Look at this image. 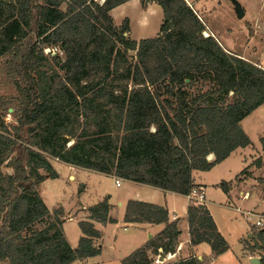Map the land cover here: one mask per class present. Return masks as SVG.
Listing matches in <instances>:
<instances>
[{"label":"trees","instance_id":"trees-1","mask_svg":"<svg viewBox=\"0 0 264 264\" xmlns=\"http://www.w3.org/2000/svg\"><path fill=\"white\" fill-rule=\"evenodd\" d=\"M129 1L0 0V71L17 92L0 103L17 123L6 124L0 113V264H72L101 255L93 223L80 222L76 249L62 221L46 223L41 187L58 178L53 160L188 196L194 171L209 172L252 145L242 121L264 104V69L204 37L206 25L186 0H140L143 8H162L160 35L127 38L129 20L117 28L111 11ZM54 48L62 55L45 53ZM200 79L216 89L186 90ZM261 143L264 150V137ZM229 186L219 185L226 194ZM109 211L105 200L92 218L116 223ZM124 219L165 228L123 264H152L150 252L176 254L181 231L166 208L129 201ZM187 220L191 246L207 244L212 255L170 264H210L230 250L206 206L191 203ZM251 236L242 244L264 264V229Z\"/></svg>","mask_w":264,"mask_h":264},{"label":"rangeland","instance_id":"rangeland-1","mask_svg":"<svg viewBox=\"0 0 264 264\" xmlns=\"http://www.w3.org/2000/svg\"><path fill=\"white\" fill-rule=\"evenodd\" d=\"M238 1L245 8L250 6L256 11L261 9V6L259 5L260 0ZM191 6L196 11L199 19L206 25V32H208L210 36H214L218 41H221L220 44L224 49L227 47L235 53L243 54L244 58L259 62L261 61L264 64L263 33H258L257 36H254V39L252 38L249 40V33L252 30L246 24L248 18H238L235 6L231 0H198L197 6ZM125 16L132 17L133 19L131 24L132 33L131 36L127 33V38L137 41L140 38L149 39L160 35V28L163 24L164 14L162 8L157 4L154 5L152 11L150 10L146 13L132 11L130 9H124L122 12L116 13V22L113 21L117 28L123 27ZM144 16L148 22L145 29L140 26V17L143 18ZM253 34L254 33H252V36ZM135 54V52L129 53V55ZM60 55L62 54L60 53ZM4 80L5 74L0 71V103L2 102L1 99L11 100L17 95L13 85L10 83L9 86H6ZM215 89L216 86H214L213 83L205 82L202 79H200L193 88H186V90L191 91L195 95ZM232 100L233 97L232 94H230L228 96V102L231 103ZM0 113L2 115L4 114V121L6 124H17L16 119L11 115L12 112L10 110L6 112L0 106ZM245 129L249 131V137L254 143V148H248V150H246L247 152L252 153L253 158L256 159L253 162L255 165L254 171L249 172L248 167L237 175L235 182L232 184V191L230 192L228 199L223 197L224 195L221 194L222 192H220V190L211 192L210 200L215 203V205H212V208L220 224L221 231L230 245V250L215 264H247L248 259L242 242L247 241V243H251L250 235L255 234L259 229L254 227L257 218L251 216L248 220L245 213L252 211L253 213L264 215V161L263 156L259 157L264 153L263 145L260 142L263 131L262 127L257 126L254 122L250 121L246 123ZM255 147L259 150H256ZM234 157L218 170L219 173H223L220 176L226 181L233 178V175L242 168L240 167L242 161ZM259 160L260 166L256 164V161ZM53 167L58 174V178L56 180L48 179L49 181L47 180V182L42 185L41 196L50 211L46 223L51 224L53 221L59 219L62 221L63 226V223L65 222L64 218L69 216L65 212L63 213L62 205H68L70 202H74L75 196L78 195L79 197L81 192H85L86 185L83 177H78L74 173L69 174V169L65 167L61 161L53 160ZM5 172L10 171L6 169ZM71 176L72 178H70ZM103 185L108 187L110 192L117 193L118 191H123L126 184L123 183L121 189H116L113 183H103ZM89 187L90 189L84 197L85 201H88L89 198L95 194V190L98 189L96 183L93 181L89 182ZM245 194H249L250 198L245 200L243 198V195ZM51 206L52 208H49ZM237 209H240L241 212ZM74 225L75 224L72 223L70 224L72 231L76 230ZM115 234V232H111L104 237L102 242L104 250L102 251L101 256L94 261V264H123V260L134 252L119 251L127 250L130 246L134 245V243L129 240L130 236L125 237L127 233L123 232L120 236L118 233L117 235ZM70 238L71 240H74L72 235H70ZM204 247H208V245L204 244ZM114 248L115 250L117 249V251H113ZM258 254L259 253H257V255ZM150 257L153 261L152 264H166L168 258V256L158 257L155 254H151V252ZM207 259L208 258H205V261H207Z\"/></svg>","mask_w":264,"mask_h":264},{"label":"crops","instance_id":"crops-1","mask_svg":"<svg viewBox=\"0 0 264 264\" xmlns=\"http://www.w3.org/2000/svg\"><path fill=\"white\" fill-rule=\"evenodd\" d=\"M186 1L190 6L191 5L197 6V3H198V0H186ZM154 5L156 4L149 3L147 7L143 8L140 0H131L113 9L111 11V16L113 20L116 22L115 14L118 12H122L124 9L125 10L130 9L132 11L134 10V11H140V12L146 13L147 11H150V10L152 11ZM259 5L261 6V9H259L258 11H256L255 9L253 10L250 6H248V8H245L242 5L245 11V17L243 19L248 18V21L246 22V24L252 30L249 33V36H250L249 40H251L252 38L254 39V36H257L258 33H263L262 35L264 39V0H260ZM125 19L129 20L130 31L128 33L131 36V33H132L131 24H132L133 19L132 17H129V16H125L124 20ZM140 19H141L140 26L141 28L145 29L148 23L146 21V17L145 16L143 18L140 17ZM252 33H254L253 36H252ZM142 39L144 38H140L137 41H140ZM219 42L221 43V41ZM225 50L229 53L236 54L242 59L250 61L264 69V64L261 61L259 62V61H255L252 59L244 58L243 54L235 53L227 47L225 48ZM249 121L254 122L255 125L262 127L263 134L260 138V142H261V139L264 137V104L260 106L258 109H256L250 116H248L242 121L243 129L245 132L248 133V134L246 133L248 136L250 135V133L249 131L245 129V126H246V123ZM248 148H254L253 141H252L251 146L247 148L237 149L235 152L231 154V156L227 160L215 166L211 171L209 172L194 171L193 172L195 187L203 186L205 188V194H206L205 206L209 209L222 235H223V232L221 231L220 224L212 208L213 207L212 205H215V203L212 202V200H210L211 192L213 191L216 192L220 190V192H222L221 194L224 195L223 197H226L228 199L230 192L232 191V186H233L232 184L233 182H235V178L237 177V175L248 167H249V170H248L249 172L254 171L255 165L253 164V162L256 159L253 158L252 153H249L246 151L248 150ZM256 150H259V149L256 148ZM234 156L236 157V159H240L242 161L241 166H240L242 168H240V170L233 175V178H231L229 181H226L222 178V176H220L223 173H219L218 170L222 168L221 166H223L224 164L232 160ZM262 156H263V161H264V153L260 155L259 157H262ZM210 159H213V155L210 156ZM63 164L65 167L69 169V174L74 173L78 177L79 176L83 177L85 185H86L85 192H81L79 197L78 195L75 196L74 202H70L68 205H62L63 213L65 212L69 216V217L64 218L65 222L63 223L62 230H63V234L66 240L68 241V243L71 245L73 249H76L78 247L80 239L83 236V233L79 226L80 222L82 221H89L93 223L95 228L101 232L102 234L101 250L102 251L104 250L103 245H102L103 239L104 237H106L107 234L111 232H115L116 233L115 235H117L118 233L119 236L123 232L127 233L125 237L130 236L129 240L133 241L134 243V245L130 246L127 250H119V251H134L135 252L149 245V243L152 240L157 239V237L163 232L165 225L164 224L156 225V224H149V223H126L124 218H125L126 206L128 202L129 201H140V202L155 204V205L166 208L169 213L170 221L171 222L178 221V228L181 231V235L179 237V245L177 247L176 254L168 256L166 264L173 263L178 259L189 258L192 255H195L196 257H198L199 260H205V258L211 257L212 252H211V248L209 245L208 247H204V244H201L196 247L191 246V236L189 233V225H188V220H187L188 207L190 206L191 202L189 201L188 196H183V195L176 194L173 192L163 191V190L151 187V186L127 181V180L121 179L113 175H106V174L94 172L91 170H87L84 168L75 167L69 164H65V163ZM256 164L260 166V160L256 161ZM70 178H72V176ZM117 179H120V185H117L116 183ZM90 181L95 182L98 189L95 190V194L92 197H90L88 201H85L84 197L87 195L88 190L90 189L89 187ZM223 182L230 183L228 194L223 192V190L219 187V185ZM103 183L105 184L113 183L116 189H121L123 186V183H125L126 185L123 191L112 193L110 192V189L108 187L103 185ZM105 200L108 201V204L110 206L109 217H111L112 219H115L116 223H104V222H101L99 220L92 218L91 209ZM49 208H52V206ZM71 223L75 224L74 225L76 227L75 231L74 230L72 231V228H70ZM70 235L74 237V240H71ZM250 239H251V235H250ZM113 251H117V249L115 250L114 248ZM257 253L259 254L257 255ZM225 254L221 255L219 258H217L210 264L217 263L219 260H221V258H223ZM245 254L248 259L247 264H251L252 258L260 259L259 251H257L254 254H251L249 251L245 250ZM100 256L101 255L93 257V258H88L84 261L77 260L73 262L72 264H78V263L79 264H94V261Z\"/></svg>","mask_w":264,"mask_h":264},{"label":"built area","instance_id":"built-area-1","mask_svg":"<svg viewBox=\"0 0 264 264\" xmlns=\"http://www.w3.org/2000/svg\"><path fill=\"white\" fill-rule=\"evenodd\" d=\"M104 0H101V3H103ZM204 35L206 37H209L210 35L208 34V32H204ZM61 53L59 51V49L54 48V49H45V53L46 54H52V55H56L57 53ZM62 54V53H61ZM117 185H120V179H117L116 181ZM243 198L245 200L250 198L249 194H245L243 195ZM188 199L191 203H194L195 205H200V206H205L206 204V194H205V188L203 186H198V187H194L191 191V193L188 195ZM239 212H241L240 209H237ZM245 213V212H244ZM247 215L248 220L250 219L251 216L256 217V222L254 224V227L260 229H264V215H259L256 213H253L252 211H248L245 213Z\"/></svg>","mask_w":264,"mask_h":264},{"label":"water","instance_id":"water-1","mask_svg":"<svg viewBox=\"0 0 264 264\" xmlns=\"http://www.w3.org/2000/svg\"><path fill=\"white\" fill-rule=\"evenodd\" d=\"M235 6V11L238 15L239 19H243L245 17V11L242 7V5L239 3L238 0H231ZM11 112H13V109H10ZM162 260V258H161ZM251 264H261V261L259 258H252L251 259Z\"/></svg>","mask_w":264,"mask_h":264}]
</instances>
